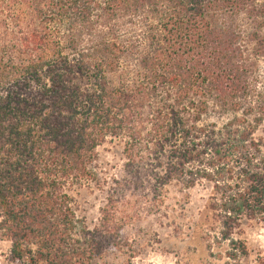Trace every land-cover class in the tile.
Instances as JSON below:
<instances>
[{
    "label": "trees",
    "instance_id": "trees-1",
    "mask_svg": "<svg viewBox=\"0 0 264 264\" xmlns=\"http://www.w3.org/2000/svg\"><path fill=\"white\" fill-rule=\"evenodd\" d=\"M260 63L264 0H0V240L12 259L93 262L122 245L124 188L161 198L173 182L211 186L212 242L247 257L234 235L264 218ZM108 143L123 160L112 185ZM82 189L107 194L93 231Z\"/></svg>",
    "mask_w": 264,
    "mask_h": 264
},
{
    "label": "rangeland",
    "instance_id": "rangeland-1",
    "mask_svg": "<svg viewBox=\"0 0 264 264\" xmlns=\"http://www.w3.org/2000/svg\"><path fill=\"white\" fill-rule=\"evenodd\" d=\"M264 79V63H260ZM226 117L213 113L209 122L222 124ZM264 144V124L256 134ZM99 165L110 185L123 176L121 148L108 143L99 149ZM211 186L207 183L185 189L178 182L171 183L163 196L151 184H134L124 188L126 198L119 206L128 224L121 233L122 245L104 244L100 257L88 264H264V218L244 219L235 232V239L245 243L248 256L241 261L228 259V243H213L212 214L208 209ZM106 192L82 189L76 196L78 216L93 231L106 203ZM122 198V199H123ZM121 199V200H122ZM122 202V201H121ZM120 205V204H119ZM0 264L15 262L11 244L0 240Z\"/></svg>",
    "mask_w": 264,
    "mask_h": 264
}]
</instances>
